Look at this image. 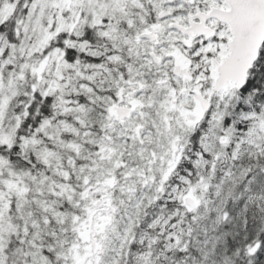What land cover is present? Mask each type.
Listing matches in <instances>:
<instances>
[{"label": "snow or ice", "instance_id": "obj_1", "mask_svg": "<svg viewBox=\"0 0 264 264\" xmlns=\"http://www.w3.org/2000/svg\"><path fill=\"white\" fill-rule=\"evenodd\" d=\"M0 264H264V0H0Z\"/></svg>", "mask_w": 264, "mask_h": 264}]
</instances>
